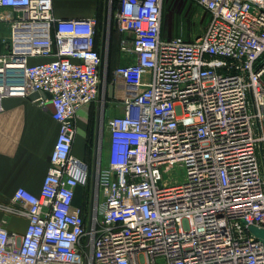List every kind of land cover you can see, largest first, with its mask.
<instances>
[{"label":"built area","instance_id":"built-area-1","mask_svg":"<svg viewBox=\"0 0 264 264\" xmlns=\"http://www.w3.org/2000/svg\"><path fill=\"white\" fill-rule=\"evenodd\" d=\"M191 1L209 20L186 40L164 36L165 0H117L122 113L94 186L73 150L101 92L97 17L0 0V101L38 92L60 124L41 192L0 205L28 220L21 235L0 224V264H264V0Z\"/></svg>","mask_w":264,"mask_h":264},{"label":"crops","instance_id":"crops-1","mask_svg":"<svg viewBox=\"0 0 264 264\" xmlns=\"http://www.w3.org/2000/svg\"><path fill=\"white\" fill-rule=\"evenodd\" d=\"M106 0H54V10L58 18L97 17L101 36L98 47L103 49ZM108 15L106 64L101 72L102 85L98 100L83 107L78 113L77 134L73 153L79 159L95 163L97 155L108 151L110 132L108 122L122 113L115 95L111 97L113 70L125 64L120 53L110 55L111 42L117 46L120 33L113 23V12ZM116 29L112 39V30ZM38 59L34 61H43ZM114 69L109 70V66ZM49 101L44 105L30 98L7 97L0 101V205L11 203L19 188L39 194L50 168V158L54 150L60 124L53 117ZM108 113V115H107ZM10 232L23 234L28 220L0 208V224Z\"/></svg>","mask_w":264,"mask_h":264},{"label":"rangeland","instance_id":"rangeland-1","mask_svg":"<svg viewBox=\"0 0 264 264\" xmlns=\"http://www.w3.org/2000/svg\"><path fill=\"white\" fill-rule=\"evenodd\" d=\"M185 3L181 5V8L175 7L172 9V4L165 0L164 4V36L165 37H176L182 36L186 40H193L195 37L200 35L205 29L209 16L207 12L199 8L196 4L189 0H183ZM109 8L112 9L113 3L109 0ZM6 30L0 25V36H3ZM108 151L102 152V160L105 164L107 161ZM94 163H91V165ZM172 177H177L179 180L183 179V174L179 172L177 168L172 169L169 172ZM168 176V175H167ZM182 177V178H181ZM169 178V177H167ZM80 190L78 191V201L82 205V198L79 199ZM254 233L264 241V229H254Z\"/></svg>","mask_w":264,"mask_h":264},{"label":"water","instance_id":"water-1","mask_svg":"<svg viewBox=\"0 0 264 264\" xmlns=\"http://www.w3.org/2000/svg\"><path fill=\"white\" fill-rule=\"evenodd\" d=\"M112 1V0H111ZM109 0H106V9H105V14H106V19H105V26H104V31H103V49H102V65H101V72L102 70L104 69V66L106 64V48H105V45H106V42H107V39L109 37V32H108V15L110 14L109 13ZM112 10V9H111ZM115 25H116V21L114 20L113 22ZM102 77V76H101ZM114 95V86L112 85L111 86V97L112 98ZM41 96L40 93L38 92H35L33 94H31L28 98L32 99V100H36L37 98H39ZM48 98H51V96L49 94L46 95ZM49 106L53 109L54 111V106L52 104V102L49 103ZM108 115V113H107ZM96 158H95V163H96ZM94 163V168H93V179H92V184L95 186V180H96V171H97V166L96 164ZM93 211L92 207H91V212ZM92 213H91V216H90V220H89V226H91V223H92Z\"/></svg>","mask_w":264,"mask_h":264},{"label":"trees","instance_id":"trees-1","mask_svg":"<svg viewBox=\"0 0 264 264\" xmlns=\"http://www.w3.org/2000/svg\"><path fill=\"white\" fill-rule=\"evenodd\" d=\"M189 1H191V0H189ZM167 2H170V6L172 4V9L175 8V7H179L178 9H180L181 8V5L185 3L183 0H167ZM112 7H113L112 8V12L114 14L116 12V10H117V7H118L117 0H113V6ZM116 31H117L116 29L112 30V39L115 37V32ZM100 36H101V34L98 31L97 32V36H96L97 37V40H99V37ZM118 36H119V40H118V44H117L116 48H115V46L113 47V45L115 44V41H112L111 42L110 55L111 54L114 55V54H117V53H120L121 54V50H120L121 35H118ZM112 69H114V68L110 65L109 66V70H112ZM79 190H80V192H79V194H80L79 199L81 200V198H82L81 202H82V204H84V203H86V201H85L86 195H85L84 191L81 188ZM78 191H77V197H78ZM77 197H76L75 202H76V204L80 205L81 203L77 200L78 199Z\"/></svg>","mask_w":264,"mask_h":264}]
</instances>
